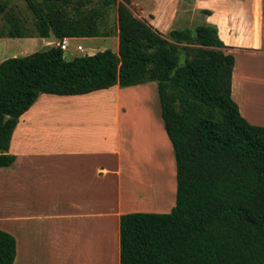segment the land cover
Returning a JSON list of instances; mask_svg holds the SVG:
<instances>
[{
	"label": "trees",
	"instance_id": "1",
	"mask_svg": "<svg viewBox=\"0 0 264 264\" xmlns=\"http://www.w3.org/2000/svg\"><path fill=\"white\" fill-rule=\"evenodd\" d=\"M23 1L36 35L26 36L19 17L8 13L2 37L46 39L51 31L59 40L95 38L103 6L114 3ZM127 2L117 4V53L66 61L53 46L0 63V169L14 163L12 134L40 95L154 82L174 152L175 205L169 213L120 217V264H264V127L250 124L232 100L233 55L225 53L214 25L171 30L166 37ZM14 258V238L0 229V264Z\"/></svg>",
	"mask_w": 264,
	"mask_h": 264
},
{
	"label": "crops",
	"instance_id": "2",
	"mask_svg": "<svg viewBox=\"0 0 264 264\" xmlns=\"http://www.w3.org/2000/svg\"><path fill=\"white\" fill-rule=\"evenodd\" d=\"M179 1L156 0L160 33L171 30ZM190 1L187 15L195 12L199 25H214L225 53L233 55L231 97L253 125L244 112L243 82L250 72L246 63L264 57V0ZM149 83L42 94L19 118L9 145L15 161L0 169V229L14 238L13 264H120V217L174 207L175 176L166 199L154 187L148 166L157 159L144 139H122L130 112L124 100L147 95ZM150 93L148 105L155 102L154 89ZM158 126L169 148L163 122ZM143 171L151 187H144Z\"/></svg>",
	"mask_w": 264,
	"mask_h": 264
},
{
	"label": "rangeland",
	"instance_id": "3",
	"mask_svg": "<svg viewBox=\"0 0 264 264\" xmlns=\"http://www.w3.org/2000/svg\"><path fill=\"white\" fill-rule=\"evenodd\" d=\"M106 0H90L89 6H95L103 4ZM119 0H114V3L104 7V14L99 22L100 36L90 39L73 38L68 40V47L66 51H63V57L66 61L75 57L92 55L105 50H110L114 53L118 51V27H117V4ZM5 3V6L2 5ZM190 0H180L177 5L178 16L174 24L171 26V30H183L193 29L199 25L196 17L197 13H193L191 17L187 15L188 4ZM127 6L137 18H142L148 23H152L154 28L162 27L158 22L156 15V0H128ZM264 12V8H263ZM8 13H14L20 19L21 26L23 27L24 34L26 36H35L36 31L34 27V17L27 5L23 0H0V33L5 32V15ZM171 30H167L163 34L168 37ZM1 36V35H0ZM263 41H264V13H263ZM58 46V43H45L44 40L39 38L31 39H10L5 38L0 40V63L10 59L25 57L36 52H42L50 47ZM264 50V46H263ZM185 59L183 53L180 55V62ZM259 63V64H257ZM250 66V72L243 82L245 87L244 94V112L251 120L253 125L264 127V57L253 59L250 63H246ZM260 74V75H259ZM253 78H251V77ZM251 78V79H249ZM260 79L257 82L254 80ZM246 82V83H245ZM255 86H261L256 88ZM146 93L136 92L131 98L124 100V103H128L130 106L129 115L126 117V126L128 130H122V139H144V145L148 149L152 150L157 160L152 159L149 161L151 169V176L156 190H165V197L174 193V173H176L174 152L169 142V148L158 126V121H161V110L157 93L156 83H149L147 85ZM258 90V92L255 90ZM154 89V103L148 105V99H150V90ZM251 90V91H250ZM260 90V91H259ZM256 93V94H255ZM251 94V95H250ZM250 95V97H249ZM253 96V97H252ZM148 105V106H147ZM154 110V111H153ZM155 112V113H154ZM157 112V113H156ZM153 125H152V124ZM125 126V128H126ZM155 126V128H153ZM124 129V128H123ZM168 141V140H167ZM154 150V151H153ZM150 153L149 151H147ZM156 153V154H155ZM175 169V172H174ZM147 172L143 171L141 176L144 187H151ZM171 210V209H170ZM164 209L161 213L170 212Z\"/></svg>",
	"mask_w": 264,
	"mask_h": 264
},
{
	"label": "built area",
	"instance_id": "4",
	"mask_svg": "<svg viewBox=\"0 0 264 264\" xmlns=\"http://www.w3.org/2000/svg\"><path fill=\"white\" fill-rule=\"evenodd\" d=\"M71 38L69 37H64L62 40H59L58 42V47L62 50V51H66L67 47H68V40H70Z\"/></svg>",
	"mask_w": 264,
	"mask_h": 264
},
{
	"label": "bare ground",
	"instance_id": "5",
	"mask_svg": "<svg viewBox=\"0 0 264 264\" xmlns=\"http://www.w3.org/2000/svg\"><path fill=\"white\" fill-rule=\"evenodd\" d=\"M243 57H244V56H243ZM257 64H259V63H257ZM263 66H264V65H263ZM247 67H248V66H247ZM249 67H250V66H249ZM263 68H264V67H263ZM244 74H245V73H244ZM259 75H260V74H259ZM244 76H245V75H244ZM251 78H253V77H251ZM251 78H249V79H251ZM251 80H252V79H251ZM253 80H254V79H253ZM258 80H260V79H257V80H254V81L256 82V81H258ZM246 81H247V80H246ZM260 82H261V80H260ZM260 82L258 81L259 84L263 85V88H262L261 86H259V87H258V86H255V87H256V88H259V89H261V88L264 89V84H262V83H260ZM263 82H264V80H263ZM256 85H257V82H256ZM260 87H261V88H260ZM256 88H255V90H256ZM250 91H251V90H250ZM256 91L258 92V90H256ZM259 91H260V90H259ZM255 94H256V93H255ZM250 95H251V94H250ZM250 95H249V97H250ZM252 97H253V96H252ZM153 111H154V110H153ZM154 113H155V112H154ZM158 123H159V122H158ZM151 124H152V123H151ZM152 125H153V124H152ZM153 128H155V126H153ZM151 167H152V166H151ZM151 167L148 166L149 169H151ZM151 174H152V173H151ZM163 191H165V190H163ZM167 197H168V196H167Z\"/></svg>",
	"mask_w": 264,
	"mask_h": 264
},
{
	"label": "water",
	"instance_id": "6",
	"mask_svg": "<svg viewBox=\"0 0 264 264\" xmlns=\"http://www.w3.org/2000/svg\"><path fill=\"white\" fill-rule=\"evenodd\" d=\"M45 41H46L47 43H58V42H59V39L56 38V37L52 34V32L50 31V36H49L48 38H46Z\"/></svg>",
	"mask_w": 264,
	"mask_h": 264
}]
</instances>
